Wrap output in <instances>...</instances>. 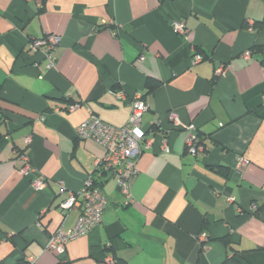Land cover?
Returning <instances> with one entry per match:
<instances>
[{
    "label": "crops",
    "instance_id": "0c3cea01",
    "mask_svg": "<svg viewBox=\"0 0 264 264\" xmlns=\"http://www.w3.org/2000/svg\"><path fill=\"white\" fill-rule=\"evenodd\" d=\"M50 35L61 43L49 68L30 43ZM137 94L154 145L133 202L105 179L102 224L56 255L49 237L81 212L61 205L105 154L76 128L91 114L125 126ZM172 112L202 153L185 150ZM23 153L46 181L38 192L19 172ZM235 253L264 264V0H0V264H222Z\"/></svg>",
    "mask_w": 264,
    "mask_h": 264
},
{
    "label": "built area",
    "instance_id": "2783aa9c",
    "mask_svg": "<svg viewBox=\"0 0 264 264\" xmlns=\"http://www.w3.org/2000/svg\"><path fill=\"white\" fill-rule=\"evenodd\" d=\"M175 33L186 36L188 31L185 23L182 21L172 23ZM253 31V28H250ZM61 43V37L50 35L45 38L34 40L30 43V49L33 52L42 51L48 59V67L54 65L56 48ZM245 58L250 57V53H245ZM143 56L139 61H142ZM202 60V57L196 54L192 63L196 64ZM217 74L223 76L227 73L224 65L217 68ZM119 98H123L121 92H117ZM131 113L125 126L117 127L102 121L100 118L91 114L76 128V137L80 140L93 139L105 148L104 156L95 164L94 174L89 175L81 190L75 194L71 193L68 199L62 203L63 210H73L77 206L81 207V212L74 226L67 230H57L53 233L47 242L46 249L56 255H63L66 252V246L69 242L86 236L92 230L98 228L103 222V216L108 206V200L102 192L100 186L105 179L113 178L125 198V205L133 202L132 184L137 175V162L140 155L153 148L154 139L148 136V131L142 127L143 115L148 111V105L140 94L134 96L130 101ZM77 106H70L74 110ZM169 118L175 129L188 130L190 136L186 142V151L196 156L204 151L203 145L195 134L196 128L193 124L185 126L172 112ZM25 142L30 144L31 138H26ZM162 153H169L168 141H164L161 146ZM19 159L22 166L19 172L23 176L30 177L31 188L38 192L46 186L45 179L38 173L37 169L31 164L26 154H21ZM248 161L240 156L238 158V167L247 165ZM232 201V200H231ZM253 211L258 209L257 204L251 206ZM201 239L204 241L206 235ZM112 262L111 259L108 260Z\"/></svg>",
    "mask_w": 264,
    "mask_h": 264
},
{
    "label": "trees",
    "instance_id": "16d2710c",
    "mask_svg": "<svg viewBox=\"0 0 264 264\" xmlns=\"http://www.w3.org/2000/svg\"><path fill=\"white\" fill-rule=\"evenodd\" d=\"M157 86V85H156ZM227 247H230V243L228 240H224ZM19 264H26V263H19ZM115 264H126L125 262L117 260ZM222 264H239V260L236 258V253L227 257Z\"/></svg>",
    "mask_w": 264,
    "mask_h": 264
}]
</instances>
